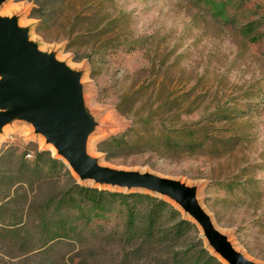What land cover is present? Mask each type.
I'll use <instances>...</instances> for the list:
<instances>
[{
	"label": "rangeland",
	"instance_id": "rangeland-1",
	"mask_svg": "<svg viewBox=\"0 0 264 264\" xmlns=\"http://www.w3.org/2000/svg\"><path fill=\"white\" fill-rule=\"evenodd\" d=\"M32 5L0 0V21L71 75L81 152L99 168L176 182L238 258L264 264V0H52L50 19ZM10 66L0 62V89L18 83ZM169 129L199 139L157 143ZM123 132L143 144L98 150ZM76 184L148 193L195 228L139 255L113 234L116 216L103 231L69 230L75 212L56 206ZM203 250L236 264L178 197L80 174L24 98L0 99V264H201Z\"/></svg>",
	"mask_w": 264,
	"mask_h": 264
},
{
	"label": "trees",
	"instance_id": "trees-1",
	"mask_svg": "<svg viewBox=\"0 0 264 264\" xmlns=\"http://www.w3.org/2000/svg\"><path fill=\"white\" fill-rule=\"evenodd\" d=\"M30 1L33 3L31 14L44 19L53 18L52 0ZM134 136V138L129 136L128 132L112 134L101 140L97 148L106 156L112 157L114 153L140 147L145 136L136 133ZM197 139H199L197 136L186 135L181 129H169L157 138V143H163L168 147H189L195 144ZM44 153V151L35 153L34 167H39ZM48 161L58 163L57 159L51 156ZM59 164L64 166L60 161ZM66 172L69 173V170L66 169ZM72 190L73 193L66 192L62 202L56 206L70 213L75 212L70 214V216L76 215H74L75 223L71 221L73 225H70L69 230L78 229L90 233L103 231L108 224L106 221L116 216L121 223L119 230L118 227L111 228L113 234H117L121 242L133 245L138 255L150 245H170L187 231L195 228V224L182 217L177 209L175 210L163 199L148 193L109 191L83 184H76ZM58 229L64 230L61 226ZM57 236L60 235L53 238ZM203 252L204 261L201 264H223L209 252L205 250ZM180 254L182 256L185 252ZM177 256L179 255L174 253L173 260ZM175 264L181 263L178 261Z\"/></svg>",
	"mask_w": 264,
	"mask_h": 264
},
{
	"label": "water",
	"instance_id": "water-1",
	"mask_svg": "<svg viewBox=\"0 0 264 264\" xmlns=\"http://www.w3.org/2000/svg\"><path fill=\"white\" fill-rule=\"evenodd\" d=\"M22 38V33L14 32L0 21V62L11 63V76L18 82L13 87L1 88L0 99L15 98L16 96L24 98L30 108L46 123V128L58 148L68 159L73 169L80 174L101 181L147 185L171 193L174 197H178L191 213H194L213 243L228 258L236 264H249L242 258H238L220 241L208 220L176 182L156 179L148 175L109 171L95 166L81 152L79 146V122H77L79 106L76 85L71 75L63 66L46 59L32 47L25 45ZM22 83L27 87L31 97L36 100L35 104L30 101L31 97L29 99L21 92Z\"/></svg>",
	"mask_w": 264,
	"mask_h": 264
},
{
	"label": "bare ground",
	"instance_id": "bare-ground-1",
	"mask_svg": "<svg viewBox=\"0 0 264 264\" xmlns=\"http://www.w3.org/2000/svg\"><path fill=\"white\" fill-rule=\"evenodd\" d=\"M22 85V90H21V92H23V94L24 95H26V96H28L29 97V99H30V97H31V94H30V92L28 91V89H27V87L25 86V84H21ZM30 101L32 102V103H34L35 104V102H36V100L34 99V97H31V99H30ZM32 103H31V106H32ZM29 106V105H28ZM48 145V144H47ZM52 150H53V152H56L57 150H56V148L52 145ZM62 157V156H61ZM66 161V160H65ZM68 163V162H67ZM71 168V167H70ZM75 174H77V173H75ZM77 177H78V175H77Z\"/></svg>",
	"mask_w": 264,
	"mask_h": 264
}]
</instances>
